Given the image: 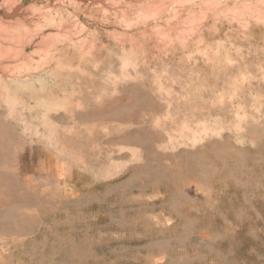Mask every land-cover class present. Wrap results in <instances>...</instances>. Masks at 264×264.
Segmentation results:
<instances>
[{
    "label": "rangeland",
    "instance_id": "obj_1",
    "mask_svg": "<svg viewBox=\"0 0 264 264\" xmlns=\"http://www.w3.org/2000/svg\"><path fill=\"white\" fill-rule=\"evenodd\" d=\"M0 264H264V0H0Z\"/></svg>",
    "mask_w": 264,
    "mask_h": 264
}]
</instances>
